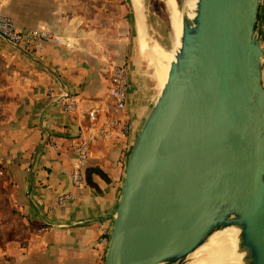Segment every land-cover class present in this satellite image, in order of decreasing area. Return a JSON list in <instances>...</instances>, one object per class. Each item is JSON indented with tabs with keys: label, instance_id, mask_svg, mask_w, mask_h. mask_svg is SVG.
<instances>
[{
	"label": "water",
	"instance_id": "obj_1",
	"mask_svg": "<svg viewBox=\"0 0 264 264\" xmlns=\"http://www.w3.org/2000/svg\"><path fill=\"white\" fill-rule=\"evenodd\" d=\"M129 153L106 264H190L234 230L264 264L261 0H195Z\"/></svg>",
	"mask_w": 264,
	"mask_h": 264
},
{
	"label": "crops",
	"instance_id": "obj_2",
	"mask_svg": "<svg viewBox=\"0 0 264 264\" xmlns=\"http://www.w3.org/2000/svg\"><path fill=\"white\" fill-rule=\"evenodd\" d=\"M140 11L133 0H0V13L19 28H46L59 38L17 46L0 35V164L8 198L0 200V264H106L127 159L161 87L142 69L143 5ZM116 63L129 65L130 132L92 145L79 188L71 175L75 141L86 110L106 107ZM67 96L77 100L74 112L64 108ZM17 216L25 236H9Z\"/></svg>",
	"mask_w": 264,
	"mask_h": 264
},
{
	"label": "built area",
	"instance_id": "obj_3",
	"mask_svg": "<svg viewBox=\"0 0 264 264\" xmlns=\"http://www.w3.org/2000/svg\"><path fill=\"white\" fill-rule=\"evenodd\" d=\"M261 16L262 47L264 49V0H261ZM0 34L17 46L41 45L53 38L59 40L46 28H19L14 18L6 13H0ZM109 78L110 85L106 107L96 106L86 110L87 122L82 125L78 139L75 141L78 157L73 162L71 175L73 183L79 188L86 186L84 170L91 154L92 145L101 139L120 141L127 137L130 132V125L125 117L130 84L129 65L127 63L114 64L110 69ZM64 108L69 112H74L78 108L77 100L72 96H67ZM70 196L66 193L60 199L64 200ZM105 240L107 241V238Z\"/></svg>",
	"mask_w": 264,
	"mask_h": 264
},
{
	"label": "bare ground",
	"instance_id": "obj_4",
	"mask_svg": "<svg viewBox=\"0 0 264 264\" xmlns=\"http://www.w3.org/2000/svg\"><path fill=\"white\" fill-rule=\"evenodd\" d=\"M139 1L133 0L136 8L141 12ZM194 2L195 0H186L184 7L180 8L177 0H167V6L170 11V22L173 29V45L170 49L163 47L159 42H154L150 49L146 47V41L144 39L146 33L144 34L143 21L139 17L141 51L150 57L151 64L155 68L154 76L161 87L164 86L168 78L170 62L174 57L177 46L180 44L182 16L184 12L191 11L190 9L193 7ZM235 236L236 232L232 230L225 235L214 237L204 249L201 258L194 260L190 264H237L239 256L232 254L234 248L233 239Z\"/></svg>",
	"mask_w": 264,
	"mask_h": 264
},
{
	"label": "rangeland",
	"instance_id": "obj_5",
	"mask_svg": "<svg viewBox=\"0 0 264 264\" xmlns=\"http://www.w3.org/2000/svg\"><path fill=\"white\" fill-rule=\"evenodd\" d=\"M177 1L179 3V7L183 8L186 0ZM139 2L141 7L143 5V12L145 15L146 30L144 24L143 28L144 34L146 33L144 35L146 47L150 49L153 46L154 42H159L163 47L170 49L173 45V29L170 22V11L167 6V0H140ZM139 56L142 62V69L146 73V80L150 85H152L155 83V81H157V79L154 76L155 68L151 64V59L148 55L142 53V51L140 52ZM0 200L1 202L4 201L2 197H0ZM5 212H7V209H5ZM10 216H12L11 213ZM12 221L13 223L9 225L8 229L14 231L16 230V232L19 231L21 236H25L28 234V232L24 230V226L18 224V218L15 219L13 217Z\"/></svg>",
	"mask_w": 264,
	"mask_h": 264
},
{
	"label": "trees",
	"instance_id": "obj_6",
	"mask_svg": "<svg viewBox=\"0 0 264 264\" xmlns=\"http://www.w3.org/2000/svg\"><path fill=\"white\" fill-rule=\"evenodd\" d=\"M6 178H7V176H6L5 168L2 166V164H0V197L3 198V200H4L5 203H6V201H7L8 198L5 197V187L3 186V182H4V180ZM16 214H17V212H16ZM17 218L19 220L18 224L22 225L18 216H17ZM30 227H32V226H30ZM11 231H13V232H11ZM15 231L14 230H10L9 236L10 235L12 236Z\"/></svg>",
	"mask_w": 264,
	"mask_h": 264
}]
</instances>
